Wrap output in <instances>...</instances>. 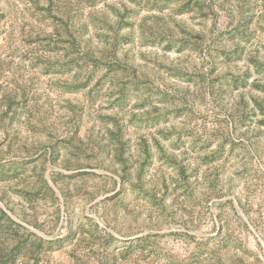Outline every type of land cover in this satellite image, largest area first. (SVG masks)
<instances>
[{"label": "rangeland", "instance_id": "374dc122", "mask_svg": "<svg viewBox=\"0 0 264 264\" xmlns=\"http://www.w3.org/2000/svg\"><path fill=\"white\" fill-rule=\"evenodd\" d=\"M0 264H264V0H0Z\"/></svg>", "mask_w": 264, "mask_h": 264}]
</instances>
